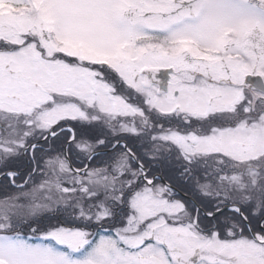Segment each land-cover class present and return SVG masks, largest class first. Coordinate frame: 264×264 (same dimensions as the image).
Masks as SVG:
<instances>
[{"label":"snow or ice","instance_id":"1","mask_svg":"<svg viewBox=\"0 0 264 264\" xmlns=\"http://www.w3.org/2000/svg\"><path fill=\"white\" fill-rule=\"evenodd\" d=\"M0 264H264V0H0Z\"/></svg>","mask_w":264,"mask_h":264}]
</instances>
